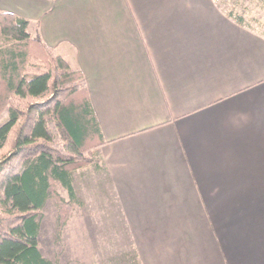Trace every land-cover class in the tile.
I'll return each instance as SVG.
<instances>
[{"label":"crops","instance_id":"1","mask_svg":"<svg viewBox=\"0 0 264 264\" xmlns=\"http://www.w3.org/2000/svg\"><path fill=\"white\" fill-rule=\"evenodd\" d=\"M218 1L0 0L82 72L136 264H264V34Z\"/></svg>","mask_w":264,"mask_h":264},{"label":"trees","instance_id":"2","mask_svg":"<svg viewBox=\"0 0 264 264\" xmlns=\"http://www.w3.org/2000/svg\"><path fill=\"white\" fill-rule=\"evenodd\" d=\"M0 111V264H54L38 248L41 211L54 201L59 239L78 203L73 173L99 167L97 150L107 142L80 69L7 12H0Z\"/></svg>","mask_w":264,"mask_h":264},{"label":"rangeland","instance_id":"3","mask_svg":"<svg viewBox=\"0 0 264 264\" xmlns=\"http://www.w3.org/2000/svg\"><path fill=\"white\" fill-rule=\"evenodd\" d=\"M218 3L225 9L236 8L255 31L264 34V0ZM3 118L0 111V123ZM101 174L94 167L74 174L78 203L71 207L59 239L55 232L54 201H48L41 211L38 247L54 264H136L131 238L113 192L109 186L104 192L98 190V182L105 179ZM88 179L91 181L87 185ZM54 189L66 198V191L59 184Z\"/></svg>","mask_w":264,"mask_h":264}]
</instances>
